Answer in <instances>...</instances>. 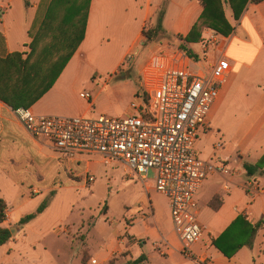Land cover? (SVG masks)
Here are the masks:
<instances>
[{"label": "crops", "instance_id": "0c3cea01", "mask_svg": "<svg viewBox=\"0 0 264 264\" xmlns=\"http://www.w3.org/2000/svg\"><path fill=\"white\" fill-rule=\"evenodd\" d=\"M165 1L91 0L83 43L53 88L30 110L41 115L55 116L53 114L60 110L69 97L78 94L85 80L84 65L86 64L83 60L94 55L97 50L105 49L110 43V38L115 34L121 37L124 33H135L136 37L126 53L127 59L137 53L138 47L144 43V29L156 23L158 12ZM50 3L51 0H0V8H2L0 58H6L16 52H28L27 46L32 42ZM202 12L203 7L199 0H169L163 22L164 29L170 36L186 37ZM224 12L233 32L224 36L228 42L220 41V47L224 48L233 70L221 88L219 99L212 107L211 130L203 133L205 137L213 135L215 130L224 132L228 102L241 71L244 69L252 71L255 66L260 67V71L264 70V2L253 4L249 0L240 18L236 19L230 4L224 1ZM210 31L203 33L201 42L188 45V48L200 59L204 54L203 41ZM218 58V52L208 53L209 61L214 62ZM241 87L239 90L242 92ZM259 98H263L262 94ZM238 121L237 132L242 124V120ZM197 143L199 145L201 140L199 139ZM238 148V159L239 162L242 160L243 168L245 164L262 165L258 173L251 177L244 169L245 172H243L249 178L248 183L233 184V177L238 176L241 173L240 170L231 171L229 161L222 160L214 154L211 160L214 157L218 162L213 163L215 165L224 164L227 172L208 176L196 196L199 205L198 220L203 213L199 200L201 191L208 195L204 206L210 215L206 223L199 222L205 233L202 240L194 245L193 252L198 256H206L209 264H264V175L262 174L264 172V110L244 132ZM196 152L198 155L197 150ZM252 153L256 155L253 163L245 160L246 157L251 159ZM69 161L50 142H40L34 139L20 124L14 110L0 101V197L7 204V213L11 223L18 227V232L12 240L0 248V264H23L21 252L31 244L32 236L38 235L41 221L46 218L48 212V210L45 211L27 225H20L21 219L31 214L22 212L18 215L20 211L32 204L35 199L46 196L51 191H56V200L61 196L60 191L87 188L85 179L76 182L70 177V171L74 169L79 172V175L84 174L87 169L85 163L90 166L87 158L81 156L74 161ZM84 166L85 169H83ZM225 174H231L232 178L218 184V180L214 178ZM249 183L256 184L258 189H250ZM135 206L136 209L131 210V213L139 214L141 221L132 224L126 230V239L116 238V242L105 243L101 250L102 259L98 255L89 257L85 254L83 261L89 262L90 258L95 257L99 264H113V255L126 251V257H124L126 264L141 257L145 258L141 264H152L156 260L152 252L141 257L133 255L137 242L147 237L154 240L152 247L159 256L163 257V264H173V255L179 249L181 250L177 236L173 233H164L160 229L155 221V208L150 197L149 203H137ZM145 211H150V217L141 214ZM239 217L252 226H258L259 229L252 248L244 247L233 258H227L214 247L213 241L218 239ZM150 220L155 221L154 226L146 227L139 238L134 239L132 235L136 226L140 224L147 226ZM8 224L9 221L6 222V226ZM213 230L218 232L216 236ZM39 232L41 233L42 230ZM64 232L70 233V228L65 229ZM56 233L58 234L59 231ZM143 250L142 248L141 252L144 254Z\"/></svg>", "mask_w": 264, "mask_h": 264}, {"label": "rangeland", "instance_id": "374dc122", "mask_svg": "<svg viewBox=\"0 0 264 264\" xmlns=\"http://www.w3.org/2000/svg\"><path fill=\"white\" fill-rule=\"evenodd\" d=\"M212 33L211 30L205 40ZM135 37V33H124L121 37L115 34L110 38V43L105 49L97 50L94 55L88 56L85 60L82 58L86 64L84 65L85 80L81 84L78 94L69 97L60 110L53 115L61 117L84 115L94 119L101 116L126 118L132 115L140 117L141 114L131 106L132 104H144L145 96L140 88L142 67L151 55L160 51L170 52L178 47L180 42L163 35L152 43L144 39V43L138 47L137 53L131 59H127L126 53ZM194 69L197 68L194 67ZM259 69L260 67L255 66L252 71L244 69L241 73L239 72L237 84L228 102L224 132L215 130L209 137L203 136L205 135L203 133L200 134L201 143L199 145L197 143L195 147L201 160L216 163L218 161L214 157L211 160L212 155L215 154L222 160L229 161L231 171L240 170L241 173L233 177V184L248 183L249 180L244 173L242 160L239 162L238 159V144L244 136V132L264 110V70L260 71ZM243 84L244 86L241 87ZM239 87L243 88L242 92ZM139 92H141L140 96ZM87 93L92 96L90 101L85 98ZM260 94L263 96L262 99L259 98ZM238 120H242V124L237 132ZM85 157L90 166L85 163L87 169L82 175H79L75 169L71 170L70 177L76 182H81L89 173L88 175L94 178V182L89 183L86 189L76 188L67 191L58 189L61 196L56 200V191H51L48 195L35 199L32 204L18 213V215L22 212L32 214L44 204L49 203L45 210H48L46 218L41 221L40 225L42 234L39 230L38 235L32 236L31 244L21 252L23 264H88L87 260H82L85 254L89 257L98 255L102 259L103 252L101 250L105 243L116 242V238L126 239V230L132 224L141 221L139 214H133L131 210L136 209L137 203H149V197L155 208V221L160 229L164 233H173L177 236L169 202L165 196L157 192L153 172L150 173L149 180L142 182L135 172L122 162L115 161L107 165L97 156L86 155ZM250 157L251 159L246 157L245 160L253 163L256 155L252 153ZM230 178H232L231 174H225L214 179L218 180V184H222L224 180ZM53 192L55 195L52 198ZM207 198L208 195L201 191L199 199L201 209H203V213L199 217L201 224L206 223L205 221L209 219L210 215L204 206ZM51 203H53L52 206ZM141 214L148 217L151 215L150 211ZM8 221L10 229H15L13 234L15 236L18 227L11 223L10 217H8ZM155 221L150 220L147 226L145 224L137 225L133 231V238L138 239L146 227L154 226ZM67 228H70V233L64 232ZM55 231H59V233L57 234ZM213 233L216 236L218 232L213 230ZM140 241L137 242L133 251L134 256H147L152 252L156 259L152 264L164 263L163 257L159 256L152 247L154 240L144 237ZM142 248L144 254L141 252ZM179 250L172 257L173 264H195L191 259L185 258ZM124 257H126V251L116 253L113 255L112 263L126 264Z\"/></svg>", "mask_w": 264, "mask_h": 264}, {"label": "built area", "instance_id": "2783aa9c", "mask_svg": "<svg viewBox=\"0 0 264 264\" xmlns=\"http://www.w3.org/2000/svg\"><path fill=\"white\" fill-rule=\"evenodd\" d=\"M220 41L228 42L213 31L203 42L199 61L182 50L151 55L140 73L144 104L131 106L140 117L94 119L36 115L26 108L14 111L34 139L50 142L67 160L91 155L107 165L119 161L142 182L153 172L157 192L169 202L180 253L195 264H209L206 256L193 252L205 233L198 220L197 193L208 176L227 172L224 164L201 160L195 148L200 134L211 130L212 107L233 70ZM210 51L219 53L214 62L208 60ZM85 98L90 101L92 96L87 93ZM88 174L87 185L94 182ZM249 188L258 189L254 183ZM88 264L99 262L92 257Z\"/></svg>", "mask_w": 264, "mask_h": 264}, {"label": "trees", "instance_id": "16d2710c", "mask_svg": "<svg viewBox=\"0 0 264 264\" xmlns=\"http://www.w3.org/2000/svg\"><path fill=\"white\" fill-rule=\"evenodd\" d=\"M91 0H51L44 19L27 46L28 52L13 53L0 58V101L14 111L30 109L40 101L54 86L70 60L78 51L86 36ZM203 12L186 37H173L167 34L163 22L169 0L158 12L156 23L144 29L147 42L156 41L161 35L172 37L180 42L173 50H182L199 61L200 57L188 48L189 44L199 43L205 31L212 30L228 36L233 28L225 17L223 3L228 2L239 19L249 0H200ZM253 4L264 0H251ZM139 95V94H138ZM262 165L245 164L246 173L253 177ZM264 175V172H262ZM54 192L51 197H54ZM49 203L41 206L35 213L26 215L20 225H27L43 214ZM7 204L0 197V248L5 246L13 235L7 222ZM259 227L252 226L239 217L216 240L214 247L225 257L233 258L244 247L252 248ZM144 257L129 264H141Z\"/></svg>", "mask_w": 264, "mask_h": 264}, {"label": "water", "instance_id": "95a60500", "mask_svg": "<svg viewBox=\"0 0 264 264\" xmlns=\"http://www.w3.org/2000/svg\"><path fill=\"white\" fill-rule=\"evenodd\" d=\"M10 230H11V232H12V235H13V234H14V231H15V229H14V228H11Z\"/></svg>", "mask_w": 264, "mask_h": 264}]
</instances>
